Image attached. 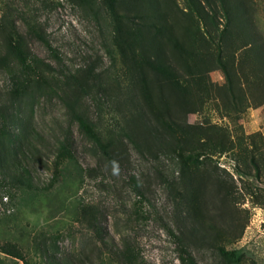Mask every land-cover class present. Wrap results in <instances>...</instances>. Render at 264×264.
I'll return each mask as SVG.
<instances>
[{
    "label": "rangeland",
    "instance_id": "1",
    "mask_svg": "<svg viewBox=\"0 0 264 264\" xmlns=\"http://www.w3.org/2000/svg\"><path fill=\"white\" fill-rule=\"evenodd\" d=\"M9 39L24 62L5 53ZM3 55L0 134L37 132L38 151L23 160L36 187L0 175V246L28 264H46L45 238L74 264H264V0H0ZM231 57L237 110L218 63ZM196 77L202 99L175 82ZM214 127L227 149L195 157ZM0 264L24 262L0 250Z\"/></svg>",
    "mask_w": 264,
    "mask_h": 264
},
{
    "label": "trees",
    "instance_id": "2",
    "mask_svg": "<svg viewBox=\"0 0 264 264\" xmlns=\"http://www.w3.org/2000/svg\"><path fill=\"white\" fill-rule=\"evenodd\" d=\"M192 1V0H190ZM226 11V7H224ZM226 19H228L226 17ZM228 23L224 24V27L220 31L222 36H225L228 32L227 29ZM195 29L198 30V26L196 25ZM193 37L196 38V34H193ZM225 39V38H224ZM7 50H5L6 54L11 55L16 60L25 61V56L23 49L21 48L20 44L16 41H9L7 42ZM6 56L3 55L0 57V66L6 69L11 75H13L12 66L5 62ZM242 61V59H240ZM219 68L224 73V76L226 78L225 83L223 84V101L227 102L226 107L237 110L242 106V104L245 101L244 95H242V80H244V76L241 72V65L239 64L238 59V65L235 67L234 65V58L231 57L229 59L223 60L221 58H218ZM161 70L168 73L169 76L172 74V72L169 70L166 66H161ZM173 75V74H172ZM173 78H175V74L173 75ZM176 84L182 88L186 92L187 95L200 98L202 99L204 96V93L206 91H210V88L206 86L202 80L201 77H196L191 79V84L187 85L186 83L182 84L177 78L175 80ZM237 82V87L234 86V83ZM234 91V92H233ZM209 95V94H208ZM162 104H167L166 102ZM74 113L75 119L78 123V127L81 130L83 136L91 143V146L96 149L100 154L104 155L105 157L109 159H115L114 155H112L111 152H109L105 146L101 143V141L98 139V137L88 128V125L83 120L82 116L79 115L77 112ZM6 116V111H4V115L0 118L2 119L1 123H4V117ZM35 136L37 135V132H33ZM213 136H208V138L194 142L193 146L189 147L190 151H193L192 154L195 155V157L203 154V153H209V154H215L217 152H223L227 148L224 146L223 142V130L218 129L217 127H214L213 129ZM210 134V135H212ZM35 136L31 135H24V136H17V135H2L0 134V175H2V180L5 185L6 182V176L8 177V180L11 184H14L16 186H24L27 188H34L36 185L33 183V178L31 176L30 170L26 168V165L23 163L24 158H26L27 154H32L33 152L38 151L37 146L35 145V142H32V140L35 138ZM217 138V140H216ZM192 139V138H191ZM238 140H242V138L238 137ZM57 148L58 151H66L67 146L66 143L63 141H59ZM61 154V152H60ZM192 154L189 156L191 157ZM61 155H58V157ZM60 158V157H59ZM55 169L57 168L56 163L54 165ZM9 194V193H8ZM10 196V195H9ZM86 217L85 211L82 212V218ZM102 234H99V237L101 238ZM45 239H43L41 242H38L37 245L35 244L36 249L42 254L43 259L46 264H74V260H71L67 257L63 256H57V245L54 243V240L51 244H46ZM103 239L101 238V241ZM103 245L105 247H108L105 241L103 240ZM126 246L124 245L122 249L120 250H110L111 253L119 255L122 257L126 253ZM0 250L4 252L5 254H8L12 257H15L19 260H22L24 264H28L25 257L22 255L21 251L12 243L4 242L0 246ZM98 252H101V249H99ZM221 253L224 257L232 258L233 252L227 251V250H221ZM87 258L86 261L81 262V264H93L90 260L88 261L89 257L88 255H85Z\"/></svg>",
    "mask_w": 264,
    "mask_h": 264
}]
</instances>
